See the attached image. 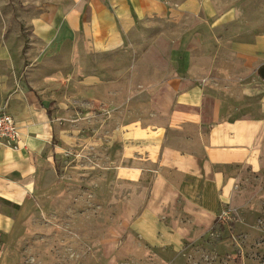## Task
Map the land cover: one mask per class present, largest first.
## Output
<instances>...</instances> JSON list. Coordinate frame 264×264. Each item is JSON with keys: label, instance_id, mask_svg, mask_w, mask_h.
Wrapping results in <instances>:
<instances>
[{"label": "crops", "instance_id": "0c3cea01", "mask_svg": "<svg viewBox=\"0 0 264 264\" xmlns=\"http://www.w3.org/2000/svg\"><path fill=\"white\" fill-rule=\"evenodd\" d=\"M30 12L32 44L52 51L27 54L23 39L0 37V109L21 132L19 150L0 146V201L22 211L58 174L62 107L34 82L53 83L45 63L55 49L72 66L83 61L69 56L76 47L126 52L131 91L142 88L159 120L116 134L110 171L129 191L95 250L100 264H183L187 247L240 202L244 176H264V0H47ZM15 221L0 212V233Z\"/></svg>", "mask_w": 264, "mask_h": 264}, {"label": "rangeland", "instance_id": "374dc122", "mask_svg": "<svg viewBox=\"0 0 264 264\" xmlns=\"http://www.w3.org/2000/svg\"><path fill=\"white\" fill-rule=\"evenodd\" d=\"M46 1L7 0L8 8L0 14V37L23 39L27 54H50L52 50L34 46L30 38L31 21L37 16L30 10ZM71 52L69 56L83 61L75 67L68 60L64 63L57 48L55 61L45 63L52 68L53 83L42 74L34 79L41 96L62 107L60 138L55 140L62 148L58 174L44 182L39 215L34 211L39 201L22 211L0 201V212L16 218L9 237L0 233L3 264L102 263L95 249L114 230L129 191L110 171L116 134L131 122L159 120L142 88L131 91L132 56L123 51L93 55L83 47ZM152 78L160 80L158 75ZM95 79L101 80L98 87L87 84ZM237 185L242 199L225 208L230 219L218 221L208 236L187 247L183 264H264V176L247 173Z\"/></svg>", "mask_w": 264, "mask_h": 264}, {"label": "built area", "instance_id": "2783aa9c", "mask_svg": "<svg viewBox=\"0 0 264 264\" xmlns=\"http://www.w3.org/2000/svg\"><path fill=\"white\" fill-rule=\"evenodd\" d=\"M21 145V132L15 118L5 108L0 109V146L19 150ZM230 212L224 209L218 221H228Z\"/></svg>", "mask_w": 264, "mask_h": 264}, {"label": "trees", "instance_id": "16d2710c", "mask_svg": "<svg viewBox=\"0 0 264 264\" xmlns=\"http://www.w3.org/2000/svg\"><path fill=\"white\" fill-rule=\"evenodd\" d=\"M50 114V113H49ZM19 208V207H18Z\"/></svg>", "mask_w": 264, "mask_h": 264}]
</instances>
